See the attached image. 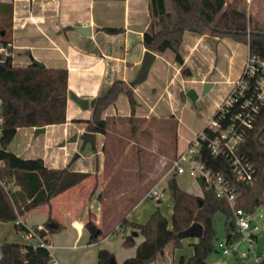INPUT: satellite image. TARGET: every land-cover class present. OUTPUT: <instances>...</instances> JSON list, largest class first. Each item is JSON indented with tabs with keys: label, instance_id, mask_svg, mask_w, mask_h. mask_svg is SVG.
<instances>
[{
	"label": "crops",
	"instance_id": "crops-1",
	"mask_svg": "<svg viewBox=\"0 0 264 264\" xmlns=\"http://www.w3.org/2000/svg\"><path fill=\"white\" fill-rule=\"evenodd\" d=\"M0 2L13 5L11 37L19 46L18 50L30 48L31 53L39 50V55L34 53L36 60L43 62L47 67L68 69L67 121L64 124L46 126L45 132L53 128L50 139L53 144L57 143L64 147L67 138L69 140L74 134L88 130L87 123L78 120L92 118L94 98L105 94L116 79H123L129 84L135 78L147 50L143 37L152 23L151 0H0ZM86 26L91 27V34L77 30V27ZM107 27L118 28L120 31L108 32ZM207 36L189 30L184 32L181 45L184 57L182 65L175 61L176 55L172 50L168 49L162 55L157 53L146 79L150 80L148 85H135L132 88L134 108L128 97L122 94L117 103L105 110L103 118H108L109 128L106 133L95 132L97 134L95 148L87 144L82 155L72 164L68 152L64 154L61 162L53 157L50 163L42 157L49 167L69 166L72 170L89 173L82 183L59 194L50 205L34 209L19 219L27 227H34L38 224L45 225L51 216L63 225L62 229L47 235L52 260L60 264H97L99 250L107 248L114 254L116 262L122 264L126 258L136 254L137 245L144 240V236L132 226H122V220L125 218L138 224L147 222L149 216L154 213L155 206L152 205L150 208L140 206L146 202L148 191L153 188V182L157 179L155 174L158 158L159 156L169 158L171 155L175 157L182 151L178 150L177 144L175 148L170 147L168 153H161L160 147L154 151L148 146L150 154L134 161L131 156L129 157L134 144L131 141L126 142L123 148L125 158L120 159L118 154L113 153L120 149L115 143H110L106 147L104 139L109 135L108 132H111L110 124L111 127L119 126L118 123L122 120V125L126 121L128 128L131 129V126L136 124L133 118L137 115L155 119L157 124H154V129L162 133L165 125L161 124L163 117L160 118L158 112L159 104L166 94L173 99L180 92L185 98L183 83L192 81L195 69L194 55L203 41H206ZM212 38L219 40V36ZM24 54L27 55L25 51ZM202 54L203 59L207 57L206 54ZM158 58L162 61L155 63ZM199 58L201 60V56ZM186 67L192 72L190 76L183 72V68ZM236 80H230L229 83L233 85ZM69 91L88 98L91 101L89 107L86 109L80 107L70 97ZM121 117L123 119H120ZM129 118L133 120L128 121ZM69 126L76 130L70 132ZM59 127H63V136L58 135V130H55ZM29 129L34 133V128ZM76 144L78 151L81 141ZM162 147L165 151L166 147L164 145ZM87 148L90 151L86 152ZM8 149L10 150V147ZM198 182L202 186L200 181ZM167 187L168 185H165L159 191L165 192ZM202 187L200 191H188L201 195ZM92 199L95 210L90 208L87 211L86 204L91 203ZM139 207L142 212L135 215ZM90 218L95 221L99 230L98 241L91 239L93 236L87 225ZM51 226H55V222H52ZM135 231L139 234L135 235ZM129 234H133L135 244L125 246L124 237ZM23 243H27L25 238ZM184 250L185 248L183 251L180 248L174 249L170 244L163 254L150 264H187L194 247L193 251Z\"/></svg>",
	"mask_w": 264,
	"mask_h": 264
},
{
	"label": "trees",
	"instance_id": "trees-1",
	"mask_svg": "<svg viewBox=\"0 0 264 264\" xmlns=\"http://www.w3.org/2000/svg\"><path fill=\"white\" fill-rule=\"evenodd\" d=\"M151 6L152 23L144 32L143 43L147 49L161 55L168 49L172 50L179 65L184 63L181 45L186 30L201 35L229 36L246 43L251 54L264 59V27L248 15L246 0H151ZM12 16V3L0 2V41L12 38L13 33L9 31V28L12 30ZM106 30L113 33L120 31L114 27H107ZM183 72L186 76L192 73L187 67L183 68ZM68 85L66 67H47L36 61L14 65L8 60L0 64V98L4 100V124L0 135V220L14 221L16 228L22 225L20 217L50 205L59 194L89 176L88 172L75 171L69 166L52 168L45 164L42 157L26 158L8 149L21 127L51 126L67 121ZM122 94L128 97L134 108L133 90L123 79H116L105 94L92 100V118L78 121L86 122L89 131L106 133L109 121L103 118L104 112ZM254 123L245 133L240 152L256 169V179L249 183H236L238 205L249 213H255L264 205V104ZM201 154L206 166L222 171L234 180V171L226 158L211 155L206 146L202 147ZM177 175L174 173L168 179L173 198L171 221L159 209L144 224L125 218L122 220V226H132L144 236V240L137 245L136 254L126 258L122 264H150L163 254L168 245L171 244L174 249L181 248L183 244L178 232L195 221L202 223L204 233L193 244L194 252L187 264H209L208 255L215 249L218 238L214 226V216L218 211L225 214L226 235L231 234L234 240L241 238L236 230L233 210L225 199L217 197L214 190L204 184L201 195L190 192L179 185ZM52 222L55 226H51ZM93 224L95 221L90 218L87 225ZM45 226L47 231L41 236L62 229L63 225L50 216ZM91 239L98 241L99 236ZM45 240L49 243L48 237ZM123 244L134 245L133 234L126 235ZM0 249L3 251L0 264H50L52 260L51 251L41 245L4 241ZM113 256L109 249L101 248L97 264H121L112 262ZM261 264H264V257Z\"/></svg>",
	"mask_w": 264,
	"mask_h": 264
},
{
	"label": "rangeland",
	"instance_id": "rangeland-1",
	"mask_svg": "<svg viewBox=\"0 0 264 264\" xmlns=\"http://www.w3.org/2000/svg\"><path fill=\"white\" fill-rule=\"evenodd\" d=\"M246 2L248 15L252 17L253 21L258 22L264 27V1L246 0ZM9 31L12 30L9 28ZM206 35H208L206 41H203L199 50H197L194 55L195 69L192 81L183 83L184 87L181 86L184 88V93H187L189 89H194L197 95L196 100L194 101L190 99L187 94L185 95V98H183L180 92L177 93L173 99L169 98L167 94L165 95L158 107L160 118L163 117V121L160 120L161 124L165 125V128L162 131L163 134L154 129V124H157L156 120L145 116H135L133 119H135L134 121L136 124L131 126V129L128 128L126 121L124 123L125 125H122V120H120L123 119L122 117L119 119L120 121L118 120L120 122L118 123L119 126L116 125L111 127L110 124L111 132H108L109 135L105 137L104 142H106V147H108L110 143L116 144L120 150L113 151V153L118 154V158H125L124 153H122L124 152L123 148L125 147L126 142L130 143L131 141H133L134 144L129 157L131 156V159L134 161L140 160L142 157H145V155L150 154L147 149L148 146L154 151H157L158 147H160L159 149L161 153H168L170 147L174 146L175 148V144H177L179 151H185L189 147V144L194 141L204 124L212 118L219 103L228 96L233 87L229 81L240 79L246 59H248L249 47L246 43L237 41L229 36L219 37V40H215L212 38L214 35L209 33ZM24 51L26 50H17L15 55V65H27L31 62L30 55H25ZM34 53L36 55L40 54L39 50L34 51ZM34 53H32L33 56H35ZM202 53L206 54L207 57L203 59ZM199 56H201V60ZM160 61L162 60L158 58L155 63ZM192 62L193 61H191V63ZM208 79L215 81H207ZM149 81L150 80H144L137 85L145 86L148 85ZM207 82L212 84L208 88L206 87ZM138 109L142 110L141 107H138ZM133 119L129 118L127 120L132 121ZM56 129L59 132L57 134L63 136V127L55 128V130ZM53 130V128H50L47 133L35 136L32 130L28 127H21L18 129V132L8 147H10L12 152L19 156L26 158H37L41 156L47 159L50 163L53 157L59 159L61 162L64 154L68 152L69 159L71 160L77 151V142H69L67 138L64 147H60L57 143L53 144L52 139H50ZM69 130L72 132L75 131L76 128L69 126ZM100 141L101 138H99V143ZM163 145L166 147L165 151L162 147ZM79 148L80 146L78 149ZM87 151H90L89 148L86 149V152ZM173 158L172 155L169 158L162 156H159L158 158V164L156 165L157 173L155 174L157 179L152 185L153 187L158 186V190L162 189L165 185H168V179L174 174L171 167ZM176 179L179 185L186 190L200 191L202 187L196 178L187 173L178 174ZM93 202L94 200L92 199L91 203L88 202L86 204L85 208L87 211L90 210V208H92L93 211L95 210ZM92 203L93 205H91ZM152 205L155 206L153 212L159 209L161 213L168 216V219L171 221L173 198L168 187L165 190V197L163 200L156 201V199L148 196L146 202L140 207L146 206L147 208H150ZM140 207L136 210L135 215L142 212ZM41 208L39 207V209ZM259 213H262V217L259 216ZM214 219V226L218 238L215 241V249L207 258L210 264H256L252 254L249 258L244 259L239 255L225 254L222 251H219L217 248L218 243L226 237L225 214L218 211L215 214ZM148 220L149 218L147 221ZM14 223V221L0 220V243L4 240L23 242V234L19 228L15 227ZM253 224L259 226V228L254 231L257 235V238H255V246L256 251L262 255L261 251L264 249V205L258 208ZM196 239V237L183 238V246L180 249L183 251L185 248V252H187V249L193 251L192 243L196 242ZM237 249L240 251L247 250L248 244L246 241H241L237 243Z\"/></svg>",
	"mask_w": 264,
	"mask_h": 264
},
{
	"label": "built area",
	"instance_id": "built-area-1",
	"mask_svg": "<svg viewBox=\"0 0 264 264\" xmlns=\"http://www.w3.org/2000/svg\"><path fill=\"white\" fill-rule=\"evenodd\" d=\"M19 46L15 44L13 38L8 41H0V64L11 60L15 63V55ZM246 59L243 73L240 79L233 82L232 91L217 106L213 116L200 130L189 147L177 154L171 163V167L176 174L187 173L196 178L205 187L214 190L217 197L225 199L235 216L236 230L241 234L238 240L224 237L218 243L217 248L225 254H235L247 259L254 257L256 264H261L264 257V249L260 255L256 251L254 233L259 228L253 224L255 213H249L238 205L239 192L236 183H249L256 179V169L249 159L240 152V145L244 139L247 129L253 126L257 114L264 104V59L249 52ZM253 81V83H251ZM4 100L0 98V128L4 124ZM206 146L215 157L226 158L234 171V180H231L222 171L214 170L204 164L201 159V149ZM2 164V161H0ZM148 195L160 201L165 197L164 191H159L153 187L148 191ZM262 217V213H259ZM27 243L35 246L41 245L50 250V243L46 242L45 225L38 224L34 227H27L22 224L19 227ZM246 241L247 250H238L237 243ZM3 251L0 249V260ZM50 264H60L56 260H51Z\"/></svg>",
	"mask_w": 264,
	"mask_h": 264
},
{
	"label": "water",
	"instance_id": "water-1",
	"mask_svg": "<svg viewBox=\"0 0 264 264\" xmlns=\"http://www.w3.org/2000/svg\"><path fill=\"white\" fill-rule=\"evenodd\" d=\"M77 30L82 32V33L91 34V27L90 26L77 27ZM248 33H251V32L248 31ZM26 50L27 51H25V53L27 55H30L31 61H36L40 65H45L43 62L36 60V58L32 55L30 48H27ZM144 54L145 55L143 56L139 71L137 72L135 78L129 82V86L131 89L135 85H137V84H139V83H141L147 79L150 68H151L154 60L157 57V53L153 52L149 49H147ZM211 85L212 84H210L208 82L206 83L207 88L210 87ZM186 94L190 99H192L194 101L197 98V95H196L194 89H189ZM69 95L73 100H75L76 103H78L80 105V107H82L84 109L89 107L91 101H89L88 98L82 97V96L76 94L74 91H69ZM45 132H46V126L34 128L35 136H38V135L45 133ZM96 135L97 134L93 131L84 130L80 134L79 133L74 134L68 140L69 142L81 141L80 149L78 151H76V153L74 154V156L72 157V159L70 161V164H72L75 160H77L82 155V151L85 150L87 144H90L94 148L96 147ZM89 231L93 237L98 236V234H99V230L95 224L89 226ZM203 233H204V227H203L202 223L195 221L186 229L179 231L178 236L181 239L187 238V237L200 238L201 236H203ZM134 234L137 235L139 233L135 231ZM227 236H228L227 239H229L231 237V234H227ZM111 260H112V262H116V259L114 256L111 258Z\"/></svg>",
	"mask_w": 264,
	"mask_h": 264
}]
</instances>
